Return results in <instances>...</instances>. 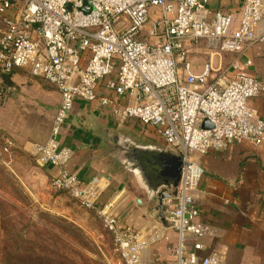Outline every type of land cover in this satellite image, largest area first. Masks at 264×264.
<instances>
[{
	"label": "built area",
	"instance_id": "1",
	"mask_svg": "<svg viewBox=\"0 0 264 264\" xmlns=\"http://www.w3.org/2000/svg\"><path fill=\"white\" fill-rule=\"evenodd\" d=\"M209 2L0 0V100L7 93L1 75L15 69L55 87L60 102L47 140L34 146L35 160L55 170L54 191L96 212L123 264H156L148 250L168 230L176 233L175 264H226L216 253L198 255L201 239L218 234L199 221L204 170L197 157L233 144L264 146V119L251 105L264 87L244 59L264 42V0H241L238 19L211 15ZM194 55L206 56L199 71ZM76 101L95 103L119 124L136 122L181 156L177 196L165 200L167 227L144 233L124 223L119 198L105 200L98 179L85 182L67 169L73 151L60 137ZM14 148L0 136L1 163H11Z\"/></svg>",
	"mask_w": 264,
	"mask_h": 264
},
{
	"label": "crops",
	"instance_id": "2",
	"mask_svg": "<svg viewBox=\"0 0 264 264\" xmlns=\"http://www.w3.org/2000/svg\"><path fill=\"white\" fill-rule=\"evenodd\" d=\"M240 6L241 0H210L208 5L211 15L220 11L236 19ZM197 56H193V63L199 71L203 59ZM244 59L251 61L249 72L264 87V42L249 48ZM8 82L11 87L0 100V136L14 142V153L27 152L34 157V146L49 136L60 95L54 86L24 69L13 70ZM251 105L264 119V90ZM139 128L133 121L117 123L95 103L76 101L63 125L60 141L73 151L67 169L85 182L98 179L105 189V200L119 198L120 219L150 233L160 230L154 215L143 214L153 204L144 200L142 205L136 203L138 197L143 198L124 169L125 161L115 164L113 155L117 148L111 140L125 132L142 131ZM136 138L140 141L130 139V143L152 144L148 139ZM155 142L158 146L163 144ZM197 161L204 170L198 187L199 221L218 234L216 238L201 239L204 249L198 252L199 257L216 253L225 258L226 264H264V146L252 149L246 144H233L198 156ZM43 169L45 177L55 172L52 168ZM165 234L168 239L150 246L148 256L156 264H175L176 233L168 230Z\"/></svg>",
	"mask_w": 264,
	"mask_h": 264
},
{
	"label": "rangeland",
	"instance_id": "3",
	"mask_svg": "<svg viewBox=\"0 0 264 264\" xmlns=\"http://www.w3.org/2000/svg\"><path fill=\"white\" fill-rule=\"evenodd\" d=\"M131 134L161 142L147 128ZM44 173L27 152L0 162V264H123L96 212L54 191Z\"/></svg>",
	"mask_w": 264,
	"mask_h": 264
},
{
	"label": "water",
	"instance_id": "4",
	"mask_svg": "<svg viewBox=\"0 0 264 264\" xmlns=\"http://www.w3.org/2000/svg\"><path fill=\"white\" fill-rule=\"evenodd\" d=\"M203 127L211 126L205 122ZM130 144L131 152L123 165L143 198L138 197L136 203L142 205L143 200L147 204L152 202L150 210L155 214L157 223L167 227L165 200L177 196L183 167L182 158L173 147L164 144Z\"/></svg>",
	"mask_w": 264,
	"mask_h": 264
},
{
	"label": "flooded vegetation",
	"instance_id": "5",
	"mask_svg": "<svg viewBox=\"0 0 264 264\" xmlns=\"http://www.w3.org/2000/svg\"><path fill=\"white\" fill-rule=\"evenodd\" d=\"M117 140L113 137L112 143L113 145L116 146L117 148V154L113 155L114 159H115V164H121L123 161H125L126 157L128 154H130L131 150V144H130V139L136 140V141H140L139 138L133 137V135L129 132H125L124 134H119L118 136H116ZM144 215H155L152 213V211L150 209H148V211L143 213Z\"/></svg>",
	"mask_w": 264,
	"mask_h": 264
},
{
	"label": "trees",
	"instance_id": "6",
	"mask_svg": "<svg viewBox=\"0 0 264 264\" xmlns=\"http://www.w3.org/2000/svg\"><path fill=\"white\" fill-rule=\"evenodd\" d=\"M11 73L10 74L1 75V80H2L1 87H2L3 90L10 89V87H11L10 86L11 85L10 82H8V78H10Z\"/></svg>",
	"mask_w": 264,
	"mask_h": 264
}]
</instances>
